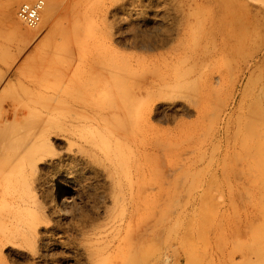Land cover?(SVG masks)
<instances>
[{"label":"rangeland","instance_id":"1","mask_svg":"<svg viewBox=\"0 0 264 264\" xmlns=\"http://www.w3.org/2000/svg\"><path fill=\"white\" fill-rule=\"evenodd\" d=\"M198 1L54 0L18 29L28 1L9 17L0 0V94L71 99L11 119L35 125L0 182V264H264V0H242L235 57L214 53L218 12ZM135 84L172 159L120 137L113 98Z\"/></svg>","mask_w":264,"mask_h":264},{"label":"bare ground","instance_id":"2","mask_svg":"<svg viewBox=\"0 0 264 264\" xmlns=\"http://www.w3.org/2000/svg\"><path fill=\"white\" fill-rule=\"evenodd\" d=\"M20 1L21 0H6L5 7L6 11L9 14V17H11L13 14V8L15 7V4ZM27 1L29 2V0ZM48 1L49 4L47 6V9L45 8L46 5L44 7V9L47 10L46 17H48L52 13L54 7V0ZM203 1H205L206 3H213V5L210 6L211 9L212 7H216V12H218L217 14H215L212 20L209 21L210 27L208 34L210 35V37L212 35L214 36L213 38H218L219 42L214 47V53L218 55H223L225 53L230 54L234 57L239 56L241 52L240 42L243 27V17L241 16L242 0ZM194 3L199 4V1L194 0ZM15 22L17 25L16 27H18L19 29V26L21 24L20 19L15 18ZM151 75L154 79L163 77L162 71L159 68H154ZM132 87L128 86L127 88L126 86L123 90L118 91V93L113 98V105L111 106L112 110L114 111L113 113L117 116L116 120L120 122V127L123 125H127L125 130H121L120 137L129 142L130 148L135 147L138 149V152L142 151L141 157L143 160H145L146 157H150L151 154L153 157H157L161 152L172 159L173 155L175 154V144H173L172 141H170L168 138L161 137L158 130L150 128L145 123L144 115L146 113V108L144 106L145 100L141 98V86L139 84H135ZM146 96L152 99L155 97V94L154 92L151 93V89H147ZM34 100L39 102L42 101L41 104H43V102L46 104L51 100H55L57 101V103L56 105H54V107L63 105L64 103H71V99L64 98L62 96L56 97L46 95L42 96V98H37L33 95V93L31 94L25 91L5 92L0 94V182L6 171L10 169L11 161L9 157H17L18 149L20 147L18 143L23 139L24 134L34 128L35 125L34 119L31 116L16 118V121L12 126L11 119L13 116L22 111H27L29 114H31L32 110L35 107L31 104V101ZM72 101L75 104L78 100L73 99ZM140 172L141 170H137L136 175L138 177L142 176V172ZM63 192L64 191L60 190L56 194V197L61 201V203H59L58 200L57 206L59 216H63L65 214L64 211L68 208V198L64 197L65 193L63 194ZM141 200V195H137L133 191H131L129 201H131V207L137 206L138 213V204L141 202ZM128 217H126L125 219L120 218V220L122 222L127 218L128 220H131L132 214H130ZM122 257L126 258V253H123ZM160 259L161 258H156L153 264H159L158 261H160ZM123 264H144V261L140 260L130 262L129 260H125Z\"/></svg>","mask_w":264,"mask_h":264},{"label":"built area","instance_id":"3","mask_svg":"<svg viewBox=\"0 0 264 264\" xmlns=\"http://www.w3.org/2000/svg\"><path fill=\"white\" fill-rule=\"evenodd\" d=\"M44 7V0L23 3L19 7L17 15L27 26L35 28L41 22Z\"/></svg>","mask_w":264,"mask_h":264}]
</instances>
